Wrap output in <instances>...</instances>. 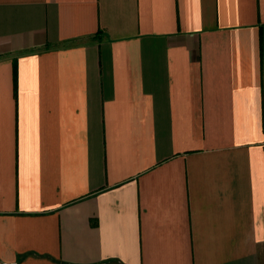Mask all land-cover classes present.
I'll use <instances>...</instances> for the list:
<instances>
[{
	"label": "crops",
	"instance_id": "obj_1",
	"mask_svg": "<svg viewBox=\"0 0 264 264\" xmlns=\"http://www.w3.org/2000/svg\"><path fill=\"white\" fill-rule=\"evenodd\" d=\"M0 264H264V0H0Z\"/></svg>",
	"mask_w": 264,
	"mask_h": 264
}]
</instances>
